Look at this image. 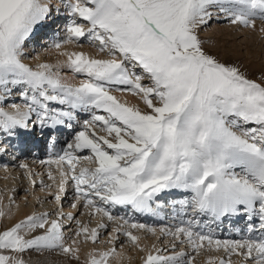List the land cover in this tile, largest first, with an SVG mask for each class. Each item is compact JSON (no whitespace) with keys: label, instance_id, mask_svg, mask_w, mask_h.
<instances>
[{"label":"snow or ice","instance_id":"snow-or-ice-1","mask_svg":"<svg viewBox=\"0 0 264 264\" xmlns=\"http://www.w3.org/2000/svg\"><path fill=\"white\" fill-rule=\"evenodd\" d=\"M64 7L70 17L67 36L53 47L85 38L102 56L65 49L62 63L33 67L25 63L26 45L60 9L52 0H0V132L12 135L30 125L72 128L78 112L91 113L63 154L46 163L56 166L55 175L47 174L57 188L50 193L55 201L72 181V208L88 209L100 222L89 227L62 211L56 218L47 212L28 215L0 229V264H31L25 259L31 252L80 264L82 245L100 243L101 230L108 229L105 218L122 221L105 242L112 246L93 247L83 264L120 260L114 245L120 234L145 252L140 236L124 226L154 235L156 229L129 224L105 205L156 214L153 203L168 190L191 193L180 203L196 214L217 220L256 216L264 229V77L249 78L236 64L222 62L200 36L221 15L232 25L255 29L256 19L264 20V0H67ZM61 68L83 78L69 82ZM14 93L24 104L8 110L4 104ZM26 174L34 187L31 172ZM63 219L75 222L69 236ZM160 232L172 237V251L153 245L142 264H194L195 256L175 250L184 244L196 255L207 249L228 257L210 258L208 264H232L233 254L264 264V237L214 239L194 231L191 221Z\"/></svg>","mask_w":264,"mask_h":264},{"label":"rangeland","instance_id":"rangeland-1","mask_svg":"<svg viewBox=\"0 0 264 264\" xmlns=\"http://www.w3.org/2000/svg\"><path fill=\"white\" fill-rule=\"evenodd\" d=\"M66 2L67 0H52L53 5L60 9L59 16L56 19L57 12L54 10L48 21L42 27L38 28L34 33V35L31 37V39L28 41L26 45L25 63H27V60L29 59L43 63L52 62L55 59V57L58 56L57 52L59 50L55 49L53 46L49 47L50 49L48 48L46 50L47 47H43V46H45V44L49 45L50 44L49 42H51L50 39L49 42H47L48 40L46 41V35L50 36L53 33L57 34V35L54 34L55 37H57L55 43L57 42L62 43L66 38L67 36L66 29L64 30L65 24L63 26V29H61L62 28L61 21L66 22L67 20L70 19V17H68L67 15V9L64 7ZM59 21L61 24L60 26L61 28L59 27V23H58ZM255 22L258 23L259 25L258 28L256 27L255 29L244 28L238 25H232L230 22H228L227 19H225L221 15L218 19L214 18L212 21H210L209 24L201 30L200 36L201 39L205 42L204 43L205 49L209 51L211 54L215 55L222 62L236 64L241 68L243 72L246 73V75H248L249 78L259 80L262 77H264V32H261V28H264V20L256 19ZM56 23L58 27H56ZM53 29H56L54 30L53 33L49 32ZM32 44H34V46L36 45V48L32 47L31 49ZM68 45L78 48L79 49L78 51L92 52L95 56L97 55L102 56V54H99L95 48L90 46L89 41L85 38H81V40L78 43L68 44ZM38 46L39 48H37ZM65 46L66 45H64V47ZM27 64L33 66L30 63ZM66 69L67 68L60 69L62 76L74 75V73L69 71V69L67 70ZM82 78L83 77L76 75V80L79 81ZM135 99L137 101L135 104H139L140 102L138 101V99L137 98ZM13 103L23 105L24 101L22 98L19 97L18 94L14 93L8 100H6L4 106L8 108V110H10L11 109L10 105ZM53 106L55 107L56 105ZM140 106L143 107V105L141 104ZM84 114H82V116H84ZM88 115H85L86 119L90 120L91 113H89ZM79 116H81V114ZM78 120L80 121L81 118H79ZM80 125H83L82 121H80ZM80 130H83V127L82 129L75 130V133ZM75 133L72 134V137L75 135ZM0 139H1V134H0ZM7 154L9 155V153ZM82 154H87V153H82ZM12 156L14 155L12 154L11 157ZM27 161L28 159L19 160L12 164L0 163V206H1L0 209L1 210L4 209L3 204L6 202L8 206L19 205L26 207V209L28 211H31L32 214L47 212L50 214L52 218H56L57 213L61 211L65 215L71 212L70 210H68V205L71 204L72 206L73 203H76V199H75L76 193L74 191L73 182L69 181V184L66 187L65 192L61 194V201L57 203L55 201L54 195L50 194L53 192L55 193L57 191L56 185L53 184V181L48 179V175H47L49 170L53 171V174L55 175L56 166L47 165L46 167L45 165L44 166L45 168L43 167L42 169L38 170L37 168L34 169L33 166H31L30 163H28ZM21 163L27 164L28 168L27 169L20 168L19 165ZM38 168H40V166ZM29 171L32 174V179L36 181L34 187L30 183L28 175L26 174ZM2 183L3 185H1ZM46 185H52V187L48 188L46 187ZM7 190L8 192H10L9 195H7L6 192ZM49 190H53V192L50 191V193H48ZM44 191L47 192L45 195L43 194ZM88 211H89L88 209H85L78 205V209H73V212L71 213H73V215L77 219H79L82 224H87L89 227H96L97 223L100 222V217L89 216ZM112 215L117 218L123 216L122 214H121L122 216H120V215H115L114 213H112ZM122 218L128 220L127 217L126 218L122 217ZM128 221L129 224L132 223L143 224L146 227L156 229V234L154 235L151 232L132 229L128 226H124V230L131 231L134 235H138L142 238V240H140V246L144 247L146 251L149 250L150 248L152 249L153 245L159 248H168L169 253L172 251V249L169 248V243L170 241H172V237L162 235L160 229L174 231L175 228H177L176 226L167 223H163L161 225H155L151 223H145L144 221H140V220L137 221L128 220ZM103 222L108 224V229L101 230L100 243L96 245H92L91 243H88L87 245H82V250L90 251L93 247L105 248L112 246V245H107L105 242L108 240V236L109 233L111 232V229L113 227H116L117 223H122V221H117L116 223H113L107 221V219L105 218ZM62 224L65 227L66 236L70 235L68 229H75L76 227L74 221H67L66 219L62 220ZM2 228L4 227L0 226V229ZM114 245L116 247L117 252L122 253L125 256L129 254L145 255L144 253L146 252V251L145 252L138 251L137 248H135L127 241V238L123 234H120L118 239L114 241ZM175 250L176 251L183 250L189 253V255L195 256L194 264H208L210 258L213 259L219 257H224L225 259L228 258L223 253V251L216 252V251H208L207 249H202L200 251V254L196 255L195 253L192 252V249L187 244L178 245ZM62 257L63 256H59L55 254H47V253L39 255L36 254L35 252H31L25 255V259L30 260L31 264H57L62 260ZM231 261L232 264H251L250 261H246L244 260L243 257L235 254L231 256Z\"/></svg>","mask_w":264,"mask_h":264},{"label":"bare ground","instance_id":"bare-ground-1","mask_svg":"<svg viewBox=\"0 0 264 264\" xmlns=\"http://www.w3.org/2000/svg\"><path fill=\"white\" fill-rule=\"evenodd\" d=\"M60 12V11H59ZM59 12H57L56 14H57V16H56V19L58 18V16H59ZM70 20V19H69ZM69 20H67L66 21V23H65V26H66V24L69 22ZM62 22V21H61ZM255 24H256V28H258V23L257 22H255ZM64 26V30L66 29V27ZM61 28V27H60ZM54 30H56V29H53V32H54ZM52 32V33H53ZM49 33V32H48ZM52 38V39H51ZM56 37H55V35H54V33L52 34V35H46V41L47 42H49L50 40H51V42H49L50 44L49 45H46L45 44V46H43V47H47L46 48V50L49 48V47H52L53 45H54V43H55V39ZM50 39V40H49ZM32 47L33 48H36V45L34 46V44H32L31 45V49H32ZM42 47V48H43ZM37 48H39V46L37 47ZM30 49V50H31ZM50 49V48H49ZM68 50V51H78L79 49L78 48H76V47H74V46H71V45H66L65 47H63L62 49H60L57 53H58V56L57 57H55V59L52 61V62H45V63H48V64H50V65H53V66H55V65H57L58 63H62L63 61H65V59H66V57H64V56H62V55H60V51H63V50ZM86 53H89L90 55H93V56H95L92 52H86ZM27 63H30V64H32L34 67H35V65L36 64H38V63H43V62H37V61H34V60H32V59H29V60H27ZM67 70V69H66ZM70 71V70H69ZM64 78H66L69 82H78V80H76V74H74V75H70V76H63ZM73 77H75V79L73 80ZM116 95H118L119 97H120V99L121 100H128V102L130 103V104H135L137 101H136V99L134 98V97H132V96H130L129 94H127V93H123V94H121V93H115ZM142 105V104H141ZM60 107H63V106H60ZM11 110V109H10ZM89 116V115H88ZM76 120H77V122H76ZM85 120H87V119H84V116H83V120H82V124L84 123V121ZM73 121H75V123L77 124L78 123V119H77V116H76V119L75 120H73ZM72 121V122H73ZM72 125H73V123H72ZM80 126V125H79ZM31 127V126H30ZM81 128H82V126H81ZM59 136H64V134H59ZM1 139H3V141H4V139H5V136L3 135V132H2V134H1ZM72 139V138H71ZM3 147L5 146V145H2ZM2 147V148H3ZM1 148V147H0ZM1 148V149H2ZM66 149V148H65ZM3 150H0V152H2ZM13 153V155L15 156V152L13 151V150H11ZM28 163H30V161H27ZM42 162H43V160H41V161H39V164L38 163H36V162H31L30 163V165L31 166H33V168L34 169H42L44 166H45V164H43L42 165ZM48 165V164H47ZM47 165H46V167H47ZM40 166V168H38ZM9 167V166H8ZM38 170H37V172H38ZM4 171V170H3ZM6 171V170H5ZM8 171V170H7ZM9 171H11V170H9ZM44 172V171H43ZM4 183V182H3ZM3 183L1 184V185H3ZM47 191V190H46ZM50 191L51 192H53V190H49V192L48 193H50ZM7 192V195H9L10 194V192H8V190L6 191ZM167 192H169L170 194H169V196H170V202H168V201H166V200H163L162 201V203L163 204H165V206L166 207H168V208H170L171 207V210H170V212H169V214H170V216H172V215H174L176 212L178 213L180 210H181V208H186L187 206H184V205H182L181 203H179L178 202V200H180V201H182V200H185V199H187L188 197L186 196L187 195V193L188 192H183V191H181V190H168V191H165V192H162L159 196H157L156 197V200H157V202H158V200L159 199H162V197H164V194H166ZM47 192H45L44 191V195L46 194ZM54 193V192H53ZM180 196H183L181 199H180ZM66 197V196H65ZM2 198V197H1ZM155 200V201H156ZM189 200V199H188ZM4 205V209L3 210H1L0 209V211H3L4 213H5V215L3 216V217H0V226L1 227H9V226H11L12 224H14V223H16V222H19L20 220H22V219H24V218H26L28 215H31L32 214V212L31 211H28L27 209H26V207H23V206H19V205H15V206H8L7 204H6V202L3 204ZM179 206V207H178ZM1 207V206H0ZM124 206H120V212L122 211V209H124L123 208ZM3 208V207H2ZM110 208V207H109ZM118 209V208H117ZM68 210H70L71 212H73V208H72V206H71V204H69L68 205ZM123 212V211H122ZM127 212H129V211H127ZM124 213V212H123ZM122 213V214H123ZM132 213V214H131ZM131 213H128V214H130L132 217H139L138 215H140V212H137V211H135L134 209H132V211H131ZM180 215H184V211H182L181 212V214ZM202 215H204V214H202ZM120 216H122V215H120ZM122 217H124V218H126L127 216H122ZM132 217H130L128 220H131V221H137V219H134V218H132ZM222 218H224V217H221L220 219H211V221H214V223H218L220 220H222ZM230 218V217H229ZM179 219H181V216H179ZM232 220H234L235 222L233 223L234 225L236 224V225H238V228H237V230H233L232 229V231H229L228 233H226V235H224L223 236V234L220 236V237H218L220 240L222 239V240H232V238L233 237H235L236 235H240V233H241V235H244V232H245V228H241V227H239V226H241V223L240 222H243L245 225L246 224H249V225H252V224H254V222L256 221V220H259V218L258 217H256V216H254L251 220H249L248 219V217L247 218H245V215H243V214H241V215H237V216H235V219H232ZM145 223H147V222H145ZM244 225V226H245ZM240 231V233H238ZM238 233V234H237ZM229 235V236H228ZM263 237H264V233H263V235H262ZM243 237V236H242ZM141 238V237H140ZM227 238H229V239H227ZM244 238V237H243ZM246 239V238H245ZM140 240H142V238L140 239ZM147 245V244H146ZM149 248V247H148ZM149 250H151V248L149 249ZM86 252H87V250H82V254H81V262H80V264H83V261H84V259H86ZM119 253V252H118ZM121 254V259L120 260H117V261H113V264H142V257L143 256H145L146 254H147V251L144 253L145 255H140V254H136V255H133V254H129V255H127V256H125V255H123L122 253H120ZM57 264H67V260H66V257H62V260L60 261V262H58Z\"/></svg>","mask_w":264,"mask_h":264}]
</instances>
